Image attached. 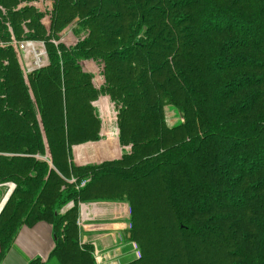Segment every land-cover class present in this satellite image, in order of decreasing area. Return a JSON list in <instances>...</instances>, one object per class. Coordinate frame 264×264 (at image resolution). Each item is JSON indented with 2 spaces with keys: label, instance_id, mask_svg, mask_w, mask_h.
Segmentation results:
<instances>
[{
  "label": "trees",
  "instance_id": "trees-1",
  "mask_svg": "<svg viewBox=\"0 0 264 264\" xmlns=\"http://www.w3.org/2000/svg\"><path fill=\"white\" fill-rule=\"evenodd\" d=\"M24 41L43 44L44 65L23 71ZM82 60L101 66L99 89ZM101 94L129 148L77 166L71 146L100 138ZM166 106L181 117L171 126ZM6 181L0 256L22 225L46 221L49 258L97 264L80 204L112 201L127 203L137 249L122 264H264V0H0Z\"/></svg>",
  "mask_w": 264,
  "mask_h": 264
},
{
  "label": "crops",
  "instance_id": "crops-1",
  "mask_svg": "<svg viewBox=\"0 0 264 264\" xmlns=\"http://www.w3.org/2000/svg\"><path fill=\"white\" fill-rule=\"evenodd\" d=\"M101 126L98 140L71 146L73 164L77 166L98 164L120 157V155L113 156L117 152L114 139L107 137L106 134L102 136ZM90 144H93L91 149L73 152L74 148ZM91 154L102 157L87 160L91 158ZM7 186L9 189V185ZM128 215L129 207L124 202L95 201L81 205L78 219L80 241L93 246L97 264H122L135 256L132 242L127 239ZM53 246L54 234L50 223L37 221L30 225H22L17 230L11 245L0 256V264H57L54 258H49Z\"/></svg>",
  "mask_w": 264,
  "mask_h": 264
},
{
  "label": "rangeland",
  "instance_id": "rangeland-1",
  "mask_svg": "<svg viewBox=\"0 0 264 264\" xmlns=\"http://www.w3.org/2000/svg\"><path fill=\"white\" fill-rule=\"evenodd\" d=\"M34 5L37 6L40 10L44 11L45 9H48L50 7V2L49 1H37L34 3ZM42 21L47 26L49 24V16L45 15ZM59 36H60V41L67 46L75 43L76 41V38L72 35L69 27H66L59 34ZM18 58H19L21 67L23 71L25 72L29 71L30 69L39 67L40 65H44L46 63V55L44 52L43 44L41 42H33L31 46L27 48L25 47V49L23 48V50L19 49ZM81 66L84 71H87L88 73L92 74L93 85L96 87V89H99V87L103 84V80H104L101 74V66L93 62L92 60H82ZM92 105L95 107V110L102 121V126H101L102 136L106 134L107 137H111L112 139H114L113 141L116 145L117 152L113 156L119 157V155H121L122 148L123 150H128L129 147L128 146L122 147L119 144L118 128L116 126V107L113 101L110 100L108 95L101 94L98 96V99L96 101L92 102ZM165 119H166L167 125L171 126L172 124L180 120L181 117H180V114L174 108H172L171 106H166L165 107ZM92 145L93 144L82 145L78 148H74L73 152L76 153V152L84 151L85 149H88V148L91 149ZM48 153L47 155L49 156ZM101 157H102L101 155H98V157H96L94 154H91L90 159H87L85 157L83 158L87 160H94V159H100ZM11 183L12 182L10 181H6L0 184V201L3 198V196L6 194V192L8 191L7 185H10ZM69 205L70 204L66 205V207H68ZM81 205L82 204H80V207ZM132 247L135 253H137V249H135V244L133 242H132Z\"/></svg>",
  "mask_w": 264,
  "mask_h": 264
},
{
  "label": "built area",
  "instance_id": "built-area-1",
  "mask_svg": "<svg viewBox=\"0 0 264 264\" xmlns=\"http://www.w3.org/2000/svg\"><path fill=\"white\" fill-rule=\"evenodd\" d=\"M32 44H33L32 41H24V42H21L19 44V49L23 50V48L25 49V47L27 48V47L31 46Z\"/></svg>",
  "mask_w": 264,
  "mask_h": 264
},
{
  "label": "water",
  "instance_id": "water-1",
  "mask_svg": "<svg viewBox=\"0 0 264 264\" xmlns=\"http://www.w3.org/2000/svg\"><path fill=\"white\" fill-rule=\"evenodd\" d=\"M47 153H48V151H47ZM49 163H50V165H51V161H49ZM13 187H14V185H13ZM12 189H13V188H12ZM12 189H8V191L6 192V197H5V199L2 201V203H1V205H0V210H1V208L3 207L4 203L6 202L7 198L9 197V195H10Z\"/></svg>",
  "mask_w": 264,
  "mask_h": 264
},
{
  "label": "bare ground",
  "instance_id": "bare-ground-1",
  "mask_svg": "<svg viewBox=\"0 0 264 264\" xmlns=\"http://www.w3.org/2000/svg\"><path fill=\"white\" fill-rule=\"evenodd\" d=\"M12 188H13V184L11 183V184L9 185V189H12ZM5 197H6V194L4 195L2 201L5 199ZM2 201H1V203H2Z\"/></svg>",
  "mask_w": 264,
  "mask_h": 264
}]
</instances>
